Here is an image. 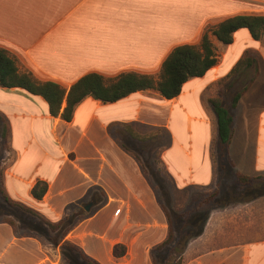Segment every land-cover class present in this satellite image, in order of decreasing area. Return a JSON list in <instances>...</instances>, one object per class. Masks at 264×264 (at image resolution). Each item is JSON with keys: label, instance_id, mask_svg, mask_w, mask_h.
Here are the masks:
<instances>
[{"label": "crops", "instance_id": "1", "mask_svg": "<svg viewBox=\"0 0 264 264\" xmlns=\"http://www.w3.org/2000/svg\"><path fill=\"white\" fill-rule=\"evenodd\" d=\"M238 14H264V0H0V48L66 91L91 72L158 79L175 46ZM209 35L216 63L172 98L87 96L67 120L43 96L0 85V264H154L178 215L202 228L181 264H264V35ZM214 98L232 118L228 143Z\"/></svg>", "mask_w": 264, "mask_h": 264}, {"label": "trees", "instance_id": "2", "mask_svg": "<svg viewBox=\"0 0 264 264\" xmlns=\"http://www.w3.org/2000/svg\"><path fill=\"white\" fill-rule=\"evenodd\" d=\"M239 28H247L255 39L264 35V14L247 15L238 14L231 16L215 26L208 27L201 37L198 44L183 43L175 46L162 63L158 79L150 74H139L135 72L121 73L113 78H105L102 74L91 72L80 77L66 91L54 81H39L35 79L29 71L20 72L13 57L8 52L0 48V85L4 87H21L27 91L43 96L48 102L50 112L53 115L61 116L64 119H70L77 103L87 96L100 99L104 102H112L124 98L125 96L145 89H157L164 97L172 98L179 94L183 83L194 76H202L216 63L215 47L210 39V32L222 43H230L233 39V33ZM258 64L256 58L252 59ZM251 64L252 61L245 59L238 63ZM252 80H250L251 82ZM249 82V83H250ZM249 84L237 92L232 100L235 105ZM66 99V106L61 112L62 101ZM218 116L219 134L222 143H228L231 138V115L218 98L211 100ZM238 181L242 185H248L251 177L238 173ZM46 191V184L38 182L33 188V195L41 198ZM0 194L9 201V198L0 185ZM211 197V196H210ZM170 230L167 238L155 249L159 255L154 260V264L162 263L168 260V257L175 260L174 264H181L182 253L188 239L198 235L199 231L189 230V218L178 215L173 225L170 219ZM118 248L125 249L122 245L115 246V252ZM163 250V251H161ZM86 264H100L97 261L84 256ZM167 259V260H166Z\"/></svg>", "mask_w": 264, "mask_h": 264}, {"label": "rangeland", "instance_id": "3", "mask_svg": "<svg viewBox=\"0 0 264 264\" xmlns=\"http://www.w3.org/2000/svg\"><path fill=\"white\" fill-rule=\"evenodd\" d=\"M3 146H7V129H6L4 121L2 120V118H0V151L2 150ZM1 175H2V168L0 166V185H1ZM185 209L188 210L189 206H187ZM174 262L175 260L171 259L169 263H163V264H174Z\"/></svg>", "mask_w": 264, "mask_h": 264}]
</instances>
